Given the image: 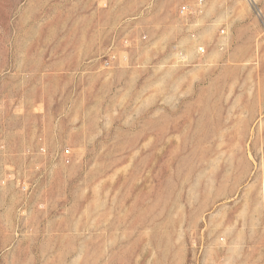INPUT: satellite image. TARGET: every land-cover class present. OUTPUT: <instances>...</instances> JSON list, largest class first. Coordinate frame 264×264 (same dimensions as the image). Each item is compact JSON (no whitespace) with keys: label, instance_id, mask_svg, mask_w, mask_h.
Returning a JSON list of instances; mask_svg holds the SVG:
<instances>
[{"label":"rangeland","instance_id":"374dc122","mask_svg":"<svg viewBox=\"0 0 264 264\" xmlns=\"http://www.w3.org/2000/svg\"><path fill=\"white\" fill-rule=\"evenodd\" d=\"M0 264H264V0H0Z\"/></svg>","mask_w":264,"mask_h":264},{"label":"built area","instance_id":"2783aa9c","mask_svg":"<svg viewBox=\"0 0 264 264\" xmlns=\"http://www.w3.org/2000/svg\"><path fill=\"white\" fill-rule=\"evenodd\" d=\"M186 9V8H185ZM185 9H183V10H185Z\"/></svg>","mask_w":264,"mask_h":264}]
</instances>
